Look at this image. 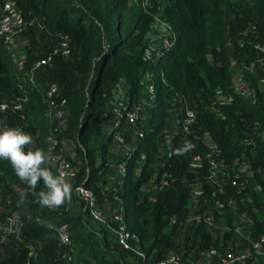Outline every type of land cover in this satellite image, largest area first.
I'll use <instances>...</instances> for the list:
<instances>
[{
	"label": "trees",
	"instance_id": "16d2710c",
	"mask_svg": "<svg viewBox=\"0 0 264 264\" xmlns=\"http://www.w3.org/2000/svg\"><path fill=\"white\" fill-rule=\"evenodd\" d=\"M12 1L22 47L18 63L0 33V105H7L0 129L31 134L25 151L62 152L77 174L70 199L42 206L43 181L30 188L0 158V264H68L69 254L82 264H153L171 255L215 261L264 237V0ZM160 23L176 41L158 57ZM236 73L244 94L235 91ZM136 106L143 113L135 131H125L112 110ZM186 109L195 114L188 132L176 124ZM118 136L131 148L128 159L114 151ZM206 139L215 147L210 158ZM210 161L217 184L208 178ZM163 175L166 183L151 189ZM78 187L95 195L109 227L91 219ZM216 201L232 207L219 213ZM119 209L141 256L117 243L108 211ZM204 212L214 215L213 227L189 222ZM13 213L19 221L6 231ZM61 229L71 250L59 242Z\"/></svg>",
	"mask_w": 264,
	"mask_h": 264
},
{
	"label": "built area",
	"instance_id": "2783aa9c",
	"mask_svg": "<svg viewBox=\"0 0 264 264\" xmlns=\"http://www.w3.org/2000/svg\"><path fill=\"white\" fill-rule=\"evenodd\" d=\"M160 29L161 33L159 35V51L157 53V56H162L168 51H170L176 41L175 33L172 31V29L167 26L166 24L160 23ZM23 30V24L21 23V19L19 16V13L14 9L13 1L12 0H6L4 7H3V15L0 19V33L3 36L4 44L8 47V49H13L15 42L19 36V34ZM62 49L64 50V55H67L68 52L66 51V45H62ZM50 59L40 61L35 64L34 68L32 69V72L30 73V79L33 81V73L40 69L43 65L48 63ZM161 81H163V76L161 75ZM235 84V91L238 94H244L247 92L248 88L247 85L242 82H236ZM56 92V88L54 86H51L49 88V91L47 92V96L50 97ZM146 95L150 99L151 102L154 101L155 98V84L154 82L150 81L149 85L146 87ZM7 108V105H0V110L5 111ZM21 108L20 105L14 106L15 110H19ZM143 107L142 106H136L132 108L131 110H126L125 108H115L112 110V115L117 119L119 122H123L125 125L129 127H134L136 125V122L139 120L143 113ZM195 123V114L193 111H190L188 109L185 110V117L183 120L179 121L176 120V124L180 125L183 129V131L188 132L189 127ZM115 143L118 144L124 153V156L128 159L131 155V148L130 146L126 145L124 143V140L122 137L118 136L115 138ZM205 143L208 145L209 155L210 158L215 153V147L210 143L209 140H205ZM48 156L51 157L50 164L54 167L57 176L63 175L64 178L67 180V182L73 181L76 178V170L71 165L69 160L65 157V155L62 152H51L48 154ZM126 159V160H127ZM123 160L116 166L117 171V179L121 180L126 176L127 173V161ZM200 162L199 157H195L193 159V165H198ZM235 165H238L241 167V170L244 169V164L239 161V159H235L234 161ZM218 166L213 162L210 161V175L209 180L217 184L216 180V174H217ZM161 183H153V186L151 189L156 190L159 188V185H164L165 182V175L161 178ZM238 182L236 180L232 181V185L236 186ZM75 193L85 202L86 207L88 209V213L91 217V219L95 222L101 223L108 226L107 223V213L100 208L97 204V199L95 195L82 187H78L75 189ZM192 202L195 201V197H191ZM217 212L222 213V211H225L227 207H232V203H222L220 201H216L214 205ZM110 221L116 225V228H114L113 232L116 236L117 243L119 247L123 250H129L136 252L137 255L141 256L140 253H138L132 245V243L136 240L134 235H131L125 227V222L123 218L122 210H112L108 211ZM19 221V216L16 213H13L11 216H9L5 220V225L7 226L6 231H9L10 228L14 225H16ZM214 215L209 214L207 212H204L202 214L198 213L193 215L189 222H193L195 224H204L209 227L214 226ZM111 227V226H110ZM2 225L0 223V230L2 229ZM226 230H229L228 228ZM241 230V227L235 228V233H239ZM59 242L62 246L65 248H69L71 250V241L69 239V236L65 233L63 229L59 231ZM264 248V237L261 238L259 242H255L251 244V248L248 250L241 252V253H233L228 252L220 256L217 260L212 261L207 255H202V258L198 260L197 262H184L180 259L179 256L171 255L168 258H166L163 261L156 262L153 264H247L248 262H255L259 257L263 256ZM67 263L68 264H82L75 262L71 255L69 254L67 256Z\"/></svg>",
	"mask_w": 264,
	"mask_h": 264
},
{
	"label": "clouds",
	"instance_id": "9594fccd",
	"mask_svg": "<svg viewBox=\"0 0 264 264\" xmlns=\"http://www.w3.org/2000/svg\"><path fill=\"white\" fill-rule=\"evenodd\" d=\"M31 143V134L20 128L0 129V158L9 160L16 175L30 188H36L43 181L46 191L38 193L42 206H59L71 198L72 186L63 175L57 176L50 167L43 166L51 157L42 149L25 151V146Z\"/></svg>",
	"mask_w": 264,
	"mask_h": 264
},
{
	"label": "rangeland",
	"instance_id": "374dc122",
	"mask_svg": "<svg viewBox=\"0 0 264 264\" xmlns=\"http://www.w3.org/2000/svg\"><path fill=\"white\" fill-rule=\"evenodd\" d=\"M21 47H22V43L20 41L18 42V40H16L15 45L13 47V53H15V55H16L15 58H16V61L18 63L20 62V50H21ZM237 78H238V74L236 73L234 79L237 80ZM235 84L237 85V83H235ZM123 130L133 132V131H135V128L134 127L127 126V127H123ZM114 146H115L114 147V151L116 150L119 153L123 151L122 148L118 144H115ZM69 150L70 149L67 147V150L66 151H68V153L70 154V156H73L72 151H69ZM260 258H262V261L261 262H260ZM252 264H264L263 256L259 257Z\"/></svg>",
	"mask_w": 264,
	"mask_h": 264
}]
</instances>
